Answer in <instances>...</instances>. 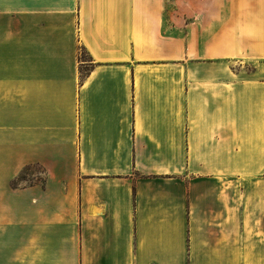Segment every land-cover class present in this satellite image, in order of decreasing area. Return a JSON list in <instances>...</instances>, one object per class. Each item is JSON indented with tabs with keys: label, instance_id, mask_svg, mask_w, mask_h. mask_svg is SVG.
Segmentation results:
<instances>
[{
	"label": "crops",
	"instance_id": "obj_1",
	"mask_svg": "<svg viewBox=\"0 0 264 264\" xmlns=\"http://www.w3.org/2000/svg\"><path fill=\"white\" fill-rule=\"evenodd\" d=\"M0 264H264V0H0Z\"/></svg>",
	"mask_w": 264,
	"mask_h": 264
},
{
	"label": "rangeland",
	"instance_id": "obj_2",
	"mask_svg": "<svg viewBox=\"0 0 264 264\" xmlns=\"http://www.w3.org/2000/svg\"><path fill=\"white\" fill-rule=\"evenodd\" d=\"M82 55L85 56V52H82ZM42 168L38 165L35 166H30L27 168L25 171V174L22 175V177L17 181V185H24V184H29L33 180L32 174H38L42 172ZM38 179H42V176H38Z\"/></svg>",
	"mask_w": 264,
	"mask_h": 264
},
{
	"label": "trees",
	"instance_id": "obj_3",
	"mask_svg": "<svg viewBox=\"0 0 264 264\" xmlns=\"http://www.w3.org/2000/svg\"><path fill=\"white\" fill-rule=\"evenodd\" d=\"M21 177H22V175H21L18 179H15V180L13 181V185H14V186H17L16 183H17V181H18Z\"/></svg>",
	"mask_w": 264,
	"mask_h": 264
}]
</instances>
